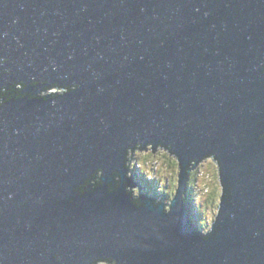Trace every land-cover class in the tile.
<instances>
[{
	"label": "water",
	"instance_id": "1",
	"mask_svg": "<svg viewBox=\"0 0 264 264\" xmlns=\"http://www.w3.org/2000/svg\"><path fill=\"white\" fill-rule=\"evenodd\" d=\"M4 57L0 88L81 87L0 107V264H264V0H0ZM139 140L174 144L181 194L190 161L218 154L229 194L210 238L181 196L166 213L126 175Z\"/></svg>",
	"mask_w": 264,
	"mask_h": 264
},
{
	"label": "clouds",
	"instance_id": "2",
	"mask_svg": "<svg viewBox=\"0 0 264 264\" xmlns=\"http://www.w3.org/2000/svg\"><path fill=\"white\" fill-rule=\"evenodd\" d=\"M9 59V57H4L0 60V64L7 63ZM2 71L5 73L11 72V68H4ZM41 83L46 86L39 92L25 91L28 86V82L25 80L14 81L12 84L0 88V107L13 97L19 99L25 96L29 98L40 97L45 100L52 98L53 103H55V98L81 87L79 82L61 84L50 80L41 81L34 79L32 81L35 87H39ZM261 139H264V133H261ZM125 168L127 169L126 175L133 177L135 181H137L135 179L136 170L139 169L140 174L146 180L156 182V188L160 195L152 203L156 207L163 204L166 213L173 211V205L178 196L184 199L189 195L188 191L183 194L180 192L183 186L185 166L180 153L174 150L172 142L165 144L163 141L157 143L150 140L145 143L144 140H139L134 145L130 144L126 150ZM187 172V185L191 190V198L194 203L193 209L201 229V235L207 239L210 238L215 230L222 212L224 198L229 194L223 180L222 161L216 152H209L193 158L187 165ZM104 175V168L97 169L88 177L85 183L78 186L77 191H88L89 185L100 187L103 183ZM124 175L120 169L113 171L115 182L110 183V190L115 191L121 184L126 183ZM145 190L147 193L150 192L146 188ZM126 191L130 194L131 200L137 207L149 203L142 199V188L140 185L127 184ZM165 195L167 196L166 199ZM56 259H62L59 252L56 253ZM91 264H119V260L111 256H104L93 259Z\"/></svg>",
	"mask_w": 264,
	"mask_h": 264
},
{
	"label": "trees",
	"instance_id": "3",
	"mask_svg": "<svg viewBox=\"0 0 264 264\" xmlns=\"http://www.w3.org/2000/svg\"><path fill=\"white\" fill-rule=\"evenodd\" d=\"M137 171H138V170H136V172H137ZM135 177H137V176H135ZM137 178H138V177H137ZM137 178H135V179L137 180ZM143 180L145 181V184H146V185L144 184V187H145L146 189H148V190H151V193L148 192V194L151 196V198L156 199L157 196L160 195V193L157 191V188H156L155 183H153V182H149V181L146 182L145 177L143 178ZM147 183H148V184H147ZM186 191L189 192V195H188L187 198H184V199H183V202H184V204H185L186 206L191 207V208L193 209V208H194V203H193L192 198H191V190H190L189 188H187ZM143 193H145V191H144ZM165 198H167L166 195H165ZM192 217H193V220H194L195 224L198 226L199 224H198V220H197V218H196V214L193 213V216H192ZM199 227H200V226H199Z\"/></svg>",
	"mask_w": 264,
	"mask_h": 264
},
{
	"label": "rangeland",
	"instance_id": "4",
	"mask_svg": "<svg viewBox=\"0 0 264 264\" xmlns=\"http://www.w3.org/2000/svg\"><path fill=\"white\" fill-rule=\"evenodd\" d=\"M137 170H138V171L136 172L135 176H137L138 178H137V177H135V178H137L138 183L144 187V184H145V181L143 180L144 176H142V175L140 174L139 169H137ZM147 181H149V180H146V182H147ZM149 182H153V183H155V185H156V182H155V181H149ZM147 184H148V183H147ZM145 185H146V184H145ZM144 189H145V187H144ZM150 192H151V190H150ZM165 199H166V198H165Z\"/></svg>",
	"mask_w": 264,
	"mask_h": 264
}]
</instances>
